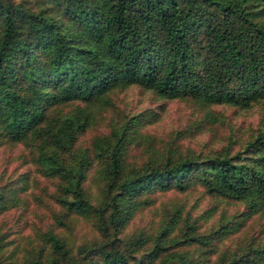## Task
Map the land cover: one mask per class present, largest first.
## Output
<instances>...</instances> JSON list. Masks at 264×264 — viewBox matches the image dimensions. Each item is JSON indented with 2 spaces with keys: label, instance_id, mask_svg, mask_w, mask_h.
I'll return each instance as SVG.
<instances>
[{
  "label": "trees",
  "instance_id": "obj_1",
  "mask_svg": "<svg viewBox=\"0 0 264 264\" xmlns=\"http://www.w3.org/2000/svg\"><path fill=\"white\" fill-rule=\"evenodd\" d=\"M53 1L59 7L54 12L0 0V145H23L38 171L56 180V202L91 218L108 237L79 245L70 256L49 234L50 256L18 264H204L182 251L157 260L164 249L157 242L136 253L140 239H120L118 232L144 202L143 192L182 191L196 183L243 204L237 220L220 225L217 236L238 227L264 207V131L231 154L148 157L125 169L124 149L140 120L130 116L93 138L99 162L95 192L83 185L88 150L75 143L114 87L134 84L199 105L247 106L264 97V0ZM69 103L70 111L55 119L48 114ZM24 155L20 150L17 157ZM26 174L16 182L25 183ZM15 186L0 185V214L14 207L21 190ZM166 229L162 225L158 237ZM253 252L251 263L264 262V244ZM249 260L242 254L226 264Z\"/></svg>",
  "mask_w": 264,
  "mask_h": 264
},
{
  "label": "rangeland",
  "instance_id": "obj_2",
  "mask_svg": "<svg viewBox=\"0 0 264 264\" xmlns=\"http://www.w3.org/2000/svg\"><path fill=\"white\" fill-rule=\"evenodd\" d=\"M21 1L32 9H59L53 0ZM107 99L106 105L92 110L90 123L75 143L88 150L90 163L83 185L90 192H95L99 184L95 179L99 162L93 158V138L107 134L130 116L140 120L131 131L136 135L129 136L124 149L125 169L142 165L148 157L169 156L176 160L224 151L231 154L264 131V97L247 106L221 102L199 105L188 97L162 98L150 89L130 84L110 89ZM72 106L65 104L48 114L55 119ZM22 146L0 145V185L12 181L21 188L14 207L0 214V260L13 264L33 258L44 261L51 255L49 234L62 241L70 256L75 255L79 245L107 239L91 218L56 202V180L43 176ZM20 150L25 153L22 159L17 157ZM22 172L27 173V180L17 183ZM139 198L144 202L136 206L118 232L120 239H140L135 244L136 253L147 251L157 242L164 247L157 260L182 251L199 257L204 264H226L242 254L250 258L248 264H253V249L264 244V207L219 237L216 229L237 220L235 214L243 210L241 202L208 193L197 183L182 191L171 188L143 192ZM162 225H166V233L158 237ZM209 235L206 241L204 237Z\"/></svg>",
  "mask_w": 264,
  "mask_h": 264
}]
</instances>
